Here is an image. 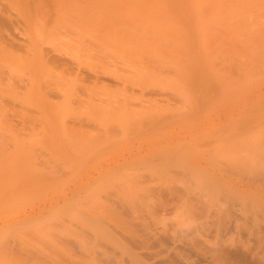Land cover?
I'll list each match as a JSON object with an SVG mask.
<instances>
[{
  "label": "bare ground",
  "instance_id": "obj_1",
  "mask_svg": "<svg viewBox=\"0 0 264 264\" xmlns=\"http://www.w3.org/2000/svg\"><path fill=\"white\" fill-rule=\"evenodd\" d=\"M256 1L263 3L264 0H0V209L11 199L10 196L6 200L9 192L19 194L21 187L16 186V182H13L15 187L8 185L18 173H21L20 171L17 173L18 168L25 172L24 170L29 169L24 167L31 165L39 171L44 170L43 172H46L48 167H54L55 164L62 162L66 165L65 161L72 162L70 158L80 164H87L95 149L111 148L113 152H117V150L132 147L128 154L120 156L117 162V159L114 160L113 166L111 165L105 172L100 173L97 178L98 181H93V185L84 186L77 196L65 198L63 204L60 205V208L66 210H57L58 212L68 213V215L74 212V218L73 220L68 217V219L60 218V220H64L63 222L60 221L64 224V226L61 224L62 229L58 225L60 223L55 221L59 229L62 231L66 229L67 232L70 230V232L63 231L66 234L62 240L57 237L59 242L62 241L61 250L63 252L57 250L63 255L54 264H134L135 262L129 260H135L133 256L137 259L135 264H197L192 261L191 257H188V254L186 256V253L180 249L178 242L192 240L197 244L208 245L211 235L207 233V230L210 225L217 226L219 224V226L230 227L228 225L230 223L229 217L221 210H206L201 203L181 202V199L179 200L173 193L169 192L171 191L170 188H166L167 190L150 188L151 185L148 186L147 184L148 187H144L143 191L140 192L139 186L141 182L143 184L145 181H141L138 176L136 179L139 181L135 179L137 182L135 181V184L130 186L132 189L135 185L136 190L134 191L129 189V185L128 188L125 185V188L121 182L120 185L114 186L118 190L117 193L115 192L117 196L119 197L123 193V197L120 195L121 201L116 200L118 201L116 206L115 204L112 207L111 204L109 205L112 210H79L78 207L85 206L86 201L91 206L90 202L94 198L98 200L102 196L99 193L103 188V180L109 177L116 179L117 176L122 175L118 173L123 169L134 167L136 169L130 171L137 174V172H143L138 169L143 170L145 167L144 169H147L145 171H150L149 174H146L150 176L146 175V177L145 174H141L140 177H146L150 181L154 177L152 176L153 173L158 169L160 170V167L163 168L165 165L171 167L173 162L179 164L177 161L184 159L181 154H185L189 150L186 149V145H180V149L173 148L176 147V143L170 147L166 144L167 141H164V139L169 140L167 138L169 135L165 134L162 137L159 134H153L174 122L178 116V111L173 109V111L168 110L166 112V108L163 112L158 111L162 106L164 107L166 101L169 104L170 100H174V104H177L180 100L178 97L180 93H177L174 87L184 89L183 87L188 83V89L193 88V85H196L197 88V84L199 88L201 87V79L200 82L198 80L196 82L194 81L197 78L195 76H199L200 71L203 74L205 72L204 75H207L208 78L211 76L210 73H206L207 68L211 65L210 60H207L210 62L208 63L210 64L209 67H203V62H206L205 58H207L208 53H201L203 56L197 53L198 57L204 61H199V68L194 66L198 69L203 67L206 70L202 68L199 71L189 67V62L192 61V53L199 51L197 49L209 44L207 48L213 47L218 39V36L217 39L215 37L216 31L218 32L222 27V31H220L222 35L219 37L222 39L227 35L226 38L229 39L224 41L226 43L223 46L231 48V45L235 48L230 43L229 37L234 36V39H231L235 42V38L240 37L242 33L236 31L235 24L242 18L244 23L245 19H249L248 23L252 21L251 30H253L254 24L250 17L254 16L255 12L253 15L248 13L254 11L251 4ZM249 6L252 9L248 8ZM214 21H217V24L214 27H212L213 25L210 26ZM222 23L223 25L224 23L228 24L223 27ZM245 25L247 26V23ZM232 27L236 29L235 33H233ZM213 28L219 29L215 31ZM213 30L215 36L213 35L212 39L214 37L215 39L211 40L210 38L208 40L209 36H212ZM240 30L242 31L241 28ZM254 35L251 40L255 38ZM259 37L258 40H260ZM240 39L236 40L239 44L235 43V45L240 46L242 40ZM245 41L247 42L244 39ZM242 43L243 41H241ZM211 44L213 45L211 46ZM250 45L246 44V47H252ZM251 49L255 48L252 47L249 50ZM215 50L214 52H216ZM240 50L238 51L241 52ZM210 52L211 57L214 52L212 51L213 54ZM252 52L250 55H255V50ZM229 54L228 58L230 57ZM204 55L206 56L204 57ZM252 57L253 59L249 60L250 62L253 61V63L251 62L253 68L249 67L251 73L256 66L255 58ZM218 58H211L212 63L217 62ZM197 59L200 60V58ZM230 59L235 62L239 58L230 57ZM230 59L226 58V61H230ZM242 59L241 61H243ZM193 61H196V58ZM219 61L217 64L224 63L221 59ZM232 61L227 66L233 67ZM216 62L214 63L216 64ZM238 63H234V65L236 64L235 67L240 65ZM261 63L257 66L261 67ZM201 64L202 67H200ZM192 68L193 70H191ZM225 68L222 69L226 70L228 67ZM237 68L240 69L239 66ZM237 68L234 69L237 79L239 75L240 79L243 78L244 80V75L240 76ZM195 70L199 74H194ZM228 71L226 70L225 73L222 70L224 74L220 72L222 74L221 79L223 76L225 79L221 80L222 82L225 81L224 86L230 84V82H226V80L229 81L230 77L231 83L234 84L232 88L242 83L243 80L240 81V79L233 81L234 72L229 71V77ZM254 72L256 71L254 70ZM202 73L199 77L206 78L207 76H201ZM217 74L220 76L219 73ZM255 74L257 75V73ZM231 75H233V79ZM256 75L251 77L255 78ZM253 78L252 80H254ZM206 80L209 81L206 83L212 84L211 86L215 87L216 91L214 89L213 91L208 84L211 89H207H210V92L204 90L206 85L203 87L204 91L201 92L203 94L205 92V96L212 95L211 92L219 94L220 90L217 89L220 86L217 85L222 83L218 84L217 81L216 84V80L213 78L211 79L212 82L207 78ZM188 81L191 82V85ZM237 81L240 83L238 84ZM193 82L197 84L192 85ZM244 84L243 82L241 85ZM200 89L202 90V88ZM215 97L217 96L215 95ZM162 102L164 103L160 104ZM200 106L201 103L190 113L197 114ZM257 119H259L257 114L239 117L240 122H248V124H253ZM257 138L254 141L246 140L245 145L233 151L228 150V144L226 147L216 145L210 154L216 158L223 156L226 159L227 157L229 164L227 161L226 163L233 166L231 170L228 166L227 169H221L218 172L213 170L212 174L195 170L197 171L195 176H204L200 181L198 180L199 187L205 190L216 185H225L230 191L243 192L245 197L264 199V137ZM157 139H160L161 143L164 141L163 144L150 147L154 144L153 141ZM212 143L213 141H205L204 145ZM114 146L117 148L116 151L112 149ZM105 154L108 156L106 158L113 155L112 153L110 156L108 152ZM207 158H204L205 162L209 160ZM63 165L62 167L65 168ZM246 165L251 167L248 168L250 170L249 175L237 182L236 178H240L238 169L245 168ZM31 166L30 168H32ZM40 166L44 169L42 170ZM35 168L33 167L32 172L35 171ZM59 170L64 171L63 169ZM67 170L69 172L70 168ZM12 171L16 172H14L15 175ZM238 171L239 173H237ZM64 172L62 173L64 174ZM66 172L65 174H67ZM11 174L14 176L12 177ZM245 174L247 175V172ZM9 176L14 179L9 178ZM25 179V183L20 181L23 185L30 183V181L26 182ZM115 179L111 178L112 181L114 180V184L116 180H121V178ZM153 185L158 187L157 184ZM31 190L33 191V189ZM124 191L125 193L131 191L132 194H135L133 192L136 191V194L133 195L136 197L133 198L131 194L128 199L130 193H127L126 197ZM22 192L23 197L25 192L20 190V195ZM28 192L31 193L29 189ZM156 192H158L156 195L159 197L156 198L158 201H155L153 197ZM105 195L106 200L110 199L107 194ZM14 196L16 197V195ZM26 196L27 194L24 197L26 198ZM15 197L12 199L15 200ZM18 197L20 196L18 195ZM131 199L132 201L135 199V202L132 203ZM125 200L131 203L129 204L131 210H128L129 207L126 208ZM98 201L96 202L98 203ZM11 202L13 206V201ZM72 205L79 206L76 210H67L72 208ZM13 208L14 210L18 209H15V206ZM7 212L3 209L0 210V244H6L9 247L16 242V238L22 240L24 237L25 239L28 230L34 231L36 227L34 225L35 228L32 229L33 226L30 225V229L28 226L26 229L20 228L21 223L18 220L23 218L16 219L17 221L11 220L14 213L10 218L12 210L10 213ZM170 213H173L172 217H168ZM28 216L26 215V217ZM110 216L113 217V220H110ZM25 219L27 218L22 220L21 225L27 222ZM235 223L234 225L237 227ZM45 225L47 226L49 223ZM53 225L58 227L56 224ZM51 227L53 228V226ZM9 230L12 234H10L11 232L8 233ZM20 230L25 232L22 233ZM164 231H171L169 239L162 237ZM51 234L53 237L55 236L53 233ZM70 237L74 240L73 247L76 248V251H74L75 248L70 247L72 244ZM50 246L52 245L50 244ZM72 248L73 252H71ZM12 249L14 248L10 250L14 252L15 250ZM213 249L218 250L221 255L228 257V259L232 257L237 259L239 255L244 261L254 258L249 251L236 245L234 247H213ZM51 250L54 251L52 248ZM52 252L50 254L53 256H49L54 257L55 251ZM56 253L60 254L59 252ZM33 255L31 254V256ZM50 258L47 257V261L44 260L47 263L43 264H53L49 263L52 261ZM55 260L54 258L53 261Z\"/></svg>",
  "mask_w": 264,
  "mask_h": 264
},
{
  "label": "rangeland",
  "instance_id": "obj_2",
  "mask_svg": "<svg viewBox=\"0 0 264 264\" xmlns=\"http://www.w3.org/2000/svg\"><path fill=\"white\" fill-rule=\"evenodd\" d=\"M260 2L261 3H257V1H256V2H254V4H251V6L254 7L253 8L254 11L252 13H248L249 15L250 14L253 15V13L255 12L254 13L255 15L250 17V20H253V24H254L253 30H251L252 29L251 28L252 21L250 23H248L249 19H247V20L245 19V23H244L243 18L240 19L239 22H237L235 24V27L237 28V30L233 29V27H232L233 33H235L236 31L237 32L239 31V33H241V32L243 33V34L241 33V36H240V37H242L241 38L242 40L238 36V38L241 41H243L242 44L240 41V46L242 48L240 46H238L239 42H236V40L238 38H235L236 39L235 42H234V40L232 41V39H234V36L229 37V38L232 41V42L230 41V43L233 44L235 48H233V46H231L230 43H229V45L233 49H231L227 46H223V44L226 43L224 41H227V39H228V38H226L227 35H225V36L223 35L224 37H222V39H221V37H219V36L222 35L220 32V31H222L221 30L222 27L220 28V30L218 32L216 30H218L219 28H217V29L213 28L217 34L219 32H220V34L219 35L216 34V36H215L214 35L215 31L213 30V32L211 33L212 36L210 35L208 40L210 38H211V40H214L215 37L217 39V36H218V39L220 38V40L217 39L218 41L216 40L217 42L215 41L214 45L211 44V46L213 45V47L210 46L211 48H207L210 45L209 44V45H206L205 47H203L201 49H197L200 52L198 51V52L192 53V55H194V56L197 55V56L194 57L191 55L192 61L189 62V65H190L189 67L196 68L194 66H197L199 68V66H198V64H200L199 61L203 62L204 60H201V57H198V54L200 55L201 53H204V54L208 53L207 54L208 59L205 58L206 62H203L204 63L203 67H205V68L207 66L209 67V65L211 64L210 67L207 68V70H206L205 68L202 67L203 63L201 64L200 67H202L203 70H206V73L207 72L210 73L211 76H209V78H208L207 75H204L205 72L203 74L202 71H200L202 68L201 69L196 68V69L199 70L203 74V75H201L202 77L207 76L206 78L209 80H211L213 78L216 80L215 81L216 84H217V81H218V84L221 82L222 83V84L220 83L221 85H217L218 87L220 86V88H218V87H217L218 89L216 88L218 91L220 90L219 91L220 93L215 94L214 92H211V94L213 96L208 94L207 92L208 91L210 92V89L212 88V90H213L215 87L213 88L211 86L212 84L210 85V83H206L208 80H206V78L203 79V78L199 77L201 73L199 74V72L197 70H195V72L193 71L194 74L195 73L199 74V76H197V75L196 76L194 75V76H195V78L197 77L199 79L196 78V80H194V81L197 82V80H198L200 82V79H201L200 83L202 85L199 83L201 86L199 88H202V90L201 89L199 90V88H198L199 85L196 82L195 83L197 84V88L195 87L196 85L195 86L193 85L195 83L194 82L192 83L194 89L190 88V87H189L190 89H188L187 88L189 86V85H187L188 83L186 84L187 86L184 84L188 91L186 90L185 86L183 87L184 89H181L179 87H177V88L174 87L177 90V93L179 92L180 95L183 94L181 96V98H180V95L178 94V97L180 100H182V102H180V100H179L178 101L179 103L176 101L177 104H174L175 101L170 100L169 104L171 105L173 103L175 105V107H174L173 104H172L173 106L172 105L170 106L168 104V102L166 101L164 104V107L162 106L160 108V111H158V112H163V110L165 108L166 109L168 108L167 110L165 109L166 112L168 110L173 111V109L176 112L178 111L177 112L178 116L175 118L174 122L169 123L167 126L162 127V129L155 131L153 134H159L162 137L165 134L169 135V136H167V138H169V140L164 139V141H167L166 144H168L170 147H172L173 143H176L175 144L176 147H173V148H178V149H180V147H179L180 145H182V144H183V146L186 145V149H189V150L186 151L185 154H181V156L184 159L181 158L182 161L181 160L177 161V163H179V164H176V162L174 164V162H173L171 167H166V165H165L166 169L164 166H163V168L160 167V170L162 172L158 169L157 171H155V173H153V175L151 173V175L154 177L151 178L150 181H148L146 178L147 177L146 175H148L150 171H145V170H147V169H144L145 167L144 168L142 167L143 170L138 169V170H141V172L143 171L144 173L143 172L139 173L136 170L137 174L130 171L131 169H136L134 167H128L126 169H123L118 173V174H122V175H119L116 177V179L121 178L122 181L121 180L117 181L113 177H109L108 179L103 180V184H102L103 188L101 189V191L99 193L100 195H102L101 196L102 198L99 197L98 198L99 201L95 200V198H94L93 199L94 202H93V200L90 202V204H92L91 206H89V203L86 201L85 206L83 205L84 207L82 206V208H81V206L78 207L79 205L78 206L72 205L71 206L72 208H69L67 210H76L77 207L79 210H112L109 208L110 207L109 205L111 204V207H112V205L115 204V206H116L117 205L116 202H118L120 200L119 197H121L123 195V193H122V195L120 194L121 196L119 195V197H118L116 194L118 190L114 186L120 185L122 183V185L124 184L123 185L124 187H125V185H126V187L129 185L128 187H129V189H131L130 186H132V184H135L134 182L136 180L139 181V179H136L137 178L136 176H138V178H140L141 181L144 180L146 183L145 184L143 182V184H144L143 185L141 182V184L139 186L141 189L140 192L143 191L142 189L144 187H146L147 184H148V186L151 185L150 188L151 187L152 188H158V189H160V188L161 189H166V188L169 189L170 188L171 191H169V192L173 193L179 200L181 199L180 200L181 202L187 201L190 203H192V202L193 203H201L206 210H214V209L217 210L218 209V210H221L222 213L224 212V214L227 217H229L230 223H228V225H230V227H226L223 225H222L223 226L222 227V226H219V224L217 226L210 225L208 227L207 233L211 235L209 237L208 245H203V244H199V243L197 244L196 242H194L192 240H185V239H182V240H185L183 242L182 241L178 242L180 249L186 253V256L189 255L188 257L189 258L191 257L193 262L195 261V263H197V264H259L260 262L264 263V199L258 198V197L252 199L249 196L245 197L243 192L230 191V190H228V188L225 185H216V186H213L214 189L209 187L208 189L203 190L199 187L198 182L204 176L199 175V174H198L199 176L194 175L195 172H197V171H201V173L212 174L213 170L215 172L216 171L218 172L221 169H227L226 168L227 166H228V168H230L229 170H231L233 165L232 164H230L231 166L228 165L229 161H227V157H226V159H224L223 156H222L223 158L222 157L216 158L214 155L210 154L211 153L210 151L215 149L216 145L221 146V147H223V146L226 147V145L228 144L227 145V147L229 148L228 150L233 151V150H235V149L237 150L238 148L245 145L246 140L254 141L257 137H259V138L264 137L263 136L264 135V48H263L264 47V32H263L264 31V18H261V17H264V4H263L264 1H263V3H262V1H260ZM248 8L252 9L250 6ZM261 19H263V20H261ZM246 23H247V26L245 25ZM216 24H217V21H214L211 23L210 26L213 25L212 27H214ZM226 24H228V23H224V25H226ZM224 25L222 23L223 27H224ZM240 28L242 29V31L240 30ZM257 29H259V30H257ZM244 32H246L247 34ZM252 33H253V35L255 34L254 35L255 41H253L254 39L251 40V38H253ZM249 34H250V37H249ZM213 35L215 36L214 39H212ZM243 36H244V38H243ZM258 37L260 38V40H258ZM244 39L247 40V42L246 41L244 42ZM259 41H260V43H259ZM219 42L221 45L219 44ZM235 43H238V44L235 45ZM244 43H246L247 45L254 43L253 45H250L253 48H255V49H253V50L251 49V50L252 51L255 50V55H252V56H254L255 61H256L255 62L256 63L255 69H253V70L251 69L252 73L250 72V69H249V67L253 68V64H252L253 61H251L252 63L249 61V60L253 59V57L250 55L252 51L249 50L252 47L249 48V46H248V48H247L246 44H244ZM216 45L219 47H217ZM205 48H207V49H205ZM212 48H215V49L219 48V49L215 50ZM222 48H223V50H222ZM228 48H229V50H227ZM203 49H205L204 52H203ZM224 49H226V51H224ZM242 49H243V51H242ZM197 50H195V51H197ZM214 50L216 52H214ZM220 50H222V52H220ZM238 50H240L241 52H239ZM209 51H211L210 53H212V51L214 52V54L212 53L213 55L211 54L212 55L211 57H210ZM231 52H233V53H231ZM249 52H250V54H249ZM229 53L234 54V55H230ZM228 54L230 57H233L236 59L238 57L239 61L236 59H235L236 60L235 61L233 59L235 61V62H233L230 59V57L229 58L227 57ZM224 55H226V56H224ZM200 56H203V54H201ZM205 56L206 55H204V57ZM234 56H237V57H234ZM213 57L216 59L219 57L217 62H220L219 60L221 59V61L224 63H222V64L218 63L217 64V62L214 61L216 59H214L213 61L216 62V64L213 62L214 63V66H213V63L211 61V58L213 59ZM194 58H196V61H193ZM197 58H200V60H198ZM226 58L230 59V61H228V60L226 61ZM241 58H243L242 59L243 61H241ZM207 60H210L211 63L208 62ZM231 61L233 62V67L236 66V64L234 65V63L239 62L238 64H240V65H238V66L240 67V69L237 68L238 66L235 68H237V72L240 74V76L244 75L243 76L244 80H243V78L240 79L239 75H238V79H237V76L235 75L236 70L234 71L235 68L231 67V65L227 66ZM191 62H193V63L191 64ZM260 62L263 63V64L261 63V67L257 66L258 64H260ZM208 63H210V64H208ZM225 67L226 68L228 67V68L226 69ZM256 67H258V68H256ZM193 68L191 70H193ZM222 68H225L227 71L229 69L230 72H232V71L234 72V73L232 72L234 75L233 81H236V80L239 81V79H240V81L243 80L241 82L242 83L244 82L245 84L241 85L242 83L239 84L240 82L238 83V81H237V83L241 86H239L237 84L238 86L236 85L237 87H235L237 90L235 88H232V85H234V84H232L230 81L231 77H230V74L228 71L227 75H229L230 79L228 78L229 81L226 80V82H228V83L230 82V84H225L226 86H224L225 81L224 82L221 81L224 79V76H223V79H221V77H222L221 75L224 74V73H222V70L225 71V73H226V70H224ZM262 69H263V72H262ZM254 70L256 72L253 73ZM217 73H219L220 76H218ZM255 73H257V75ZM261 74H263V76H261ZM233 75H231L232 79H233ZM254 75H256L255 78H253ZM251 76H253V77H251ZM210 77H212V78H210ZM252 78L254 80H252ZM204 82H205V84H204ZM211 82H212V80H211ZM215 82L213 80V83H215ZM189 83L191 85V82H189ZM233 83H236V82H233ZM208 84L210 85L211 88L208 86ZM204 86L206 88L204 90H206V91L208 90L206 93L210 96H205V92H204V94H203V92H201V91H204L203 90ZM213 86H214V84H213ZM207 88H210V89H207ZM178 89H180V90H178ZM228 89H230V90H228ZM184 92H186V93H184ZM217 94L218 95L221 94V95L218 96ZM215 95L217 97H215ZM205 97L207 98V102H206ZM208 97H211L212 99L208 98ZM204 99H205V101H204ZM198 100L201 101L200 102L201 106L198 109L197 114L196 113H194V114L190 113L193 109L195 110V107L197 108L198 104L200 105V103H198L199 102ZM163 103L164 102H162L160 104H163ZM171 107H172V109H171ZM178 107H179V109H177ZM252 114H257V116L259 118L253 124H248V122L242 123L239 121V117L245 116V115H252ZM191 138H193V140H191ZM205 141H207V142L213 141V143L204 145ZM214 141H215V143H214ZM153 142H154V144H152L150 147H152L153 145H157V146L160 145L161 140L157 139V140H154ZM163 142L161 144H163ZM221 143H222V145H221ZM112 149H114L115 151L117 150L116 146L112 147ZM131 149H132V147H127V148H124V150H120V151L117 150V152H113L111 150V148L110 149H102V150L99 149L100 151L98 149H95V150H93L92 157L87 164H85V163L80 164L76 160H73L72 158H70L72 160V162L65 161L67 163L66 165H65V163L61 162V164L58 163L59 165L55 164L56 166H54V164H51L54 167H52V166L48 167L47 170H49V168H50V170L47 171L45 169L46 172H43L44 167L42 168L40 166V168L43 171H41V170L39 171L37 168H35V166L30 165L32 167V168H30V166L28 167V165H27L24 168L27 167L26 169H29V170H24L25 172H22L23 170H20V168H18L17 173L19 171L21 173H18L15 176V179L12 177L15 175L16 172L14 171L15 172L14 173L12 171V173H14V175L12 176V174H11L12 177L9 176V178L11 177V179H14V180H12V182L10 181V184L8 183V185L9 186L14 185L13 187H15V184H16V186L19 185L21 187V189H19V194H12L9 192L6 200L9 199L10 196L12 199L13 197H15L14 195H16V197H17V198L15 197L16 201L14 199H12V200L9 199L8 203L5 204L1 208L5 211H8L9 213L12 210V212H11L12 214H10L9 217L11 218L13 213H14L15 217L13 216L11 218V220L17 221L19 218H21V219L23 218L22 220H24V218H27V219H25V220H27V222L24 225H21L23 223L22 220H20V219L18 220V222L20 221V223H21L19 225L20 228L23 227L22 229H26V227L28 226L29 228L28 227L27 228L30 229V225H32L33 226L32 229H34L36 227L37 232H36V230H34V231L28 230V232L26 231L28 233V235L25 234V239H24V237L22 239L23 241L18 240V238H16V242H15V240L12 238L15 243L11 246V245H9V243L11 244V242H9L8 245H9V247L11 246V248H14V249H12V250H15L14 252H12L10 250L11 248L7 247L6 244L4 245L3 243H1L0 244V264H43V263H47L44 260L47 261V257L50 258L51 256H53V254H50L53 251V250H51V248L54 249V251H55L54 255L55 256L51 257L52 258L51 262H49L50 260L48 259V262L53 263V264L55 262H57V260H59L61 258V256L63 255V253H60V251L63 252V250H61V245H62L61 240L63 239L62 237H64V234H66L65 232H63V231H66V229H64L63 231L61 230L62 229L61 224L64 220L62 221V220H60V218H62V219H64V218L68 219L69 218L71 220H73V218H74V212H71L69 215H68V213L65 214L62 212H58L57 210H66V209L60 208V205L63 204V202L65 201V198H67V197L70 198L73 195L77 196L78 193L81 192L80 189H82L84 186L93 185L94 182L98 181L97 178H98L100 173L105 172L111 165L113 166V164H115L114 160L117 159L116 160V162H117L119 160L120 156H122L123 154H128L129 151H131ZM106 152H108V154H110V156L112 155V153H113V155L109 158H106V156H107V154H105ZM205 157L206 158L208 157L207 159H209L206 162L204 160ZM103 158H106L108 160L103 159ZM111 158H115V159H111ZM226 161L228 162V164L226 163ZM62 165L66 169L63 168ZM246 166L247 167H245V168L239 167V168H241V169H238L240 171V173H239V171L237 173H239L240 178H236V176H238V175L235 176L237 182L240 181L241 178L243 179L244 177H247L249 175L250 170L248 168H251V167H249L248 165H246ZM33 167L35 168V171H34L35 174H34V172H32ZM69 168H70V170L68 172L67 169H69ZM59 169H63L64 171L66 170L67 172L66 171L65 172L67 174H65V172L62 170L60 171ZM83 170H84V172H83ZM195 170H197V171H195ZM29 171H31V172H29ZM62 172H64V174ZM128 172H130V173H128ZM131 172L133 175L135 174L134 177H132L133 175L131 174ZM160 172H161V174H160ZM246 172H247V175L245 174ZM146 173H148V174H146ZM242 173L244 174V176ZM141 174H143V175L145 174L146 177H140V176H142ZM18 175H21V176H18ZM148 176H150V175H148ZM24 177L27 179H25ZM111 178L116 180V183H115L116 185L114 184V180L112 181ZM19 179H22V180H19ZM24 179L26 180V182L30 181V183H26V185H23L20 181H23V183H25ZM123 181H124V183H123ZM13 182L14 183L16 182V183L14 184ZM118 182H119V184H117ZM27 184H29V185L27 186ZM153 184H157L158 187H156V185L154 186ZM133 187H134V189H133ZM133 187H132L131 191L136 190L135 185H133ZM26 188H28L30 192L32 191L31 189H33V191L31 193H29L28 189L26 190ZM113 188H115V189H113ZM118 188H120V187L118 186ZM23 189H25V190H23ZM20 190L24 191L25 195L27 194L26 198L24 197L25 195H23V197H22L23 192L20 195ZM125 191H124V193H125ZM131 191H129V193ZM127 193H125L124 195L126 196ZM133 193L136 194V191ZM157 193L158 192L155 193V196L153 195L155 201H158L157 199L159 198L158 196H156ZM105 194H107L110 197V199L107 197L109 200L108 199L106 200ZM131 194L132 193H130L128 195V199L130 198L129 196ZM135 194H132L131 196L133 198H135L136 196H133ZM18 195L20 197H18ZM28 195H30V196H28ZM98 195L95 197L97 198ZM122 197H121V199H122ZM113 199H114V201H113ZM128 199L126 198V200H128ZM256 199H258V200H256ZM10 200L13 201V206L11 205L12 202ZM100 200H101V203H100ZM116 200H118V201H116ZM126 200H125V204H126V208L128 209L129 204H131V203L126 201ZM96 201H98V203ZM111 201L113 202V204ZM133 201L135 202V199H133ZM133 201L131 199L132 203H133ZM18 202H19V204H18ZM14 206H15V209L16 208H18V209L14 210V208H13ZM130 207L128 210H131ZM2 209H0V210H2ZM29 210H31L32 212ZM169 210H172V209H169ZM15 213L17 214V216ZM26 215L27 216L29 215L31 217L28 216L29 217L28 218V217H26ZM172 215H173V213H170L168 215V217H172ZM61 216H64V217H61ZM112 218L113 217L110 216V220H113ZM161 218H162V216H161ZM55 221L57 223H60L58 225H60L61 229H59V226L57 225V223H55ZM60 221H62V222H60ZM233 222L234 223L236 222L235 224H237V227L234 225ZM48 223H49V225L51 223V225L50 226L47 225L48 226L47 227L45 224H48ZM52 223L56 224L58 227H56ZM34 225H35V227H34ZM62 225L64 226V224H62ZM68 225H69V223H68ZM37 226H39V227H37ZM51 226H53V228ZM69 227H71V226H69ZM73 227L75 228V226H73ZM39 228H40V230H39ZM161 228H162V226H161ZM17 229H19V228H17ZM71 229H72V227H71ZM10 230L8 231V233L11 232ZM71 231H73V230H71ZM24 232L25 231H23L22 233H24ZM69 232H70V230H69ZM69 232H67V233H69ZM170 232L171 231L162 232V237L169 239L171 237V235L169 234ZM51 233H53L55 236L53 237V235ZM10 234H12V232ZM57 237L61 239V240L59 239L60 242L58 241ZM71 239L72 238L70 237V240ZM73 241L74 240L72 239V244H70V247H73V245H74ZM50 244L52 246H50ZM235 245L237 247H240L243 250L249 251L253 255L254 258H252V260L244 261L240 258L241 255H239V258H237V259L236 258L234 259L233 257L228 259V257L221 255L218 250L216 251V249L215 250L213 249V247H215V248L231 247V246L234 247ZM73 248H75V247H73ZM73 248H72L71 252H73ZM57 249H59L60 251ZM17 250H19V251H17ZM28 251H30L31 253ZM74 251H76V248ZM56 252H59L60 254H58ZM31 254H34V255L31 256ZM57 254H58V256L56 257ZM49 255H51V256H49ZM127 255H129V254H127ZM127 255H125V256L132 258V257L127 256ZM54 258L56 259L55 261H53ZM133 258L135 260H137L134 256H133ZM129 260L133 263L137 262L133 259H129Z\"/></svg>",
  "mask_w": 264,
  "mask_h": 264
}]
</instances>
